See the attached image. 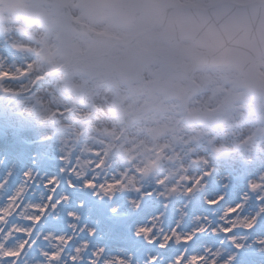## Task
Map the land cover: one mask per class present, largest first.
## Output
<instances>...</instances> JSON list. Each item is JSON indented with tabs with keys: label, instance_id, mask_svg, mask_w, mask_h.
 <instances>
[{
	"label": "snow or ice",
	"instance_id": "obj_1",
	"mask_svg": "<svg viewBox=\"0 0 264 264\" xmlns=\"http://www.w3.org/2000/svg\"><path fill=\"white\" fill-rule=\"evenodd\" d=\"M0 153V264H264V0H0Z\"/></svg>",
	"mask_w": 264,
	"mask_h": 264
},
{
	"label": "rangeland",
	"instance_id": "obj_2",
	"mask_svg": "<svg viewBox=\"0 0 264 264\" xmlns=\"http://www.w3.org/2000/svg\"><path fill=\"white\" fill-rule=\"evenodd\" d=\"M40 2L43 3V4H47V3H49V1H47V0H40ZM5 15H7V13H5ZM35 30H36V31H40L39 28H37V29H35ZM81 75H82V74H80V73H76V74L74 75V79L77 80V81H79V80L81 79ZM145 76L147 77V73H145ZM138 264H143V261L140 260V261L138 262Z\"/></svg>",
	"mask_w": 264,
	"mask_h": 264
},
{
	"label": "bare ground",
	"instance_id": "obj_3",
	"mask_svg": "<svg viewBox=\"0 0 264 264\" xmlns=\"http://www.w3.org/2000/svg\"><path fill=\"white\" fill-rule=\"evenodd\" d=\"M2 156H3V154L0 153V157H2ZM5 163H10V160L9 161H6Z\"/></svg>",
	"mask_w": 264,
	"mask_h": 264
},
{
	"label": "water",
	"instance_id": "obj_4",
	"mask_svg": "<svg viewBox=\"0 0 264 264\" xmlns=\"http://www.w3.org/2000/svg\"><path fill=\"white\" fill-rule=\"evenodd\" d=\"M178 27H179V25H178Z\"/></svg>",
	"mask_w": 264,
	"mask_h": 264
}]
</instances>
